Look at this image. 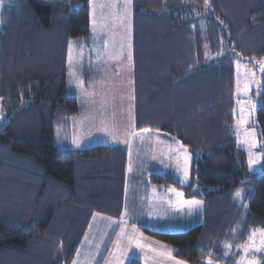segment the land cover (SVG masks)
<instances>
[{
  "label": "trees",
  "instance_id": "trees-1",
  "mask_svg": "<svg viewBox=\"0 0 264 264\" xmlns=\"http://www.w3.org/2000/svg\"><path fill=\"white\" fill-rule=\"evenodd\" d=\"M134 2L135 127L163 133L193 156L188 186L159 174L151 182L208 205L205 222L186 231L142 230L184 263L213 255L232 264L250 231L264 228V170L249 178L233 134L235 63L264 59V0ZM90 14L91 0H11L1 13L0 264H73L90 214L111 201L122 208L126 157L117 163L112 155L121 150L54 143L55 126L69 127L81 113L67 93L69 44L90 45ZM242 189L246 202L238 204Z\"/></svg>",
  "mask_w": 264,
  "mask_h": 264
},
{
  "label": "crops",
  "instance_id": "crops-1",
  "mask_svg": "<svg viewBox=\"0 0 264 264\" xmlns=\"http://www.w3.org/2000/svg\"><path fill=\"white\" fill-rule=\"evenodd\" d=\"M134 4V0H131V8H124L126 10V16L129 17V32L126 46L128 48L127 59L130 58L131 64L128 76L126 77L125 75V77H119L128 84L127 89L134 109V115L130 118L133 128L128 136L120 134L121 132L117 129L111 130V135L114 133V135H112L114 136L113 141H106L105 143L98 142L91 146L83 145L82 148L67 149L79 152L96 146H109L121 150L119 152H112V155H114L113 159L117 160V163L123 161L126 157V167H124L122 172V208L118 213L115 201H111L108 203V206L105 207L106 211L95 210L90 214V223L86 228L82 245L76 253L74 260L75 263L79 254L84 249V246L88 247V249L101 246L100 249H104L100 253L99 264H107L106 258L108 255L110 256V252H112L116 238L120 236V238L123 237L122 240L132 243L129 246H133V250L128 251L127 254H124V252L122 253V257L120 258L121 264H130L133 259L140 260L142 264H183L182 261L180 262V260L174 257V250L171 247L146 236L142 227L158 232H182L195 225L205 222L206 213L208 211V205L203 200L197 198H187L180 189L172 185L155 184L151 182V175L159 174L174 180L180 185L188 186L191 182L193 156L192 153L179 141L157 131H138L135 127ZM124 5H127V3L122 0L121 4H119V8ZM119 8L117 9L119 10ZM129 10L130 14L128 15ZM98 38L95 36V39L99 40ZM92 44L91 40L90 45L80 44L83 46V50L80 48L79 53H77L79 64L82 65L84 62L88 63L86 58H91L95 62L102 63L104 65L102 66L103 68L96 64H94V66L91 63L81 66L80 82L81 84H86L85 87L87 91L91 89L88 82L91 74L97 78V74H99L98 70L100 69L108 74V68H106V63L102 58L108 57L106 46L101 43H97V47L93 48ZM72 59L73 57L71 60ZM119 69L120 70L110 71V73H112V78L116 74H119L120 71L122 72L124 66H120ZM121 99H123V97H120V102ZM100 103L101 101L95 103V105ZM114 114L117 115L116 113ZM83 116L82 112L78 117L70 119L68 128L71 129L72 121H81ZM88 118L90 120H101L103 116L102 114L100 116L99 114L92 115L89 113ZM115 119L120 122V120H122V116H117ZM120 124L121 122L119 125ZM108 128L109 127H106V129ZM181 145L182 148L180 147ZM155 146H157V148ZM147 148H150V151H148ZM123 151L126 152V155L122 153ZM185 165L188 168V171H186V179L184 178L186 173L183 172ZM182 180L185 182L181 183L180 181ZM169 189H174L175 191L170 192ZM176 193H182L183 195L178 196ZM193 199L201 201V205L191 206L181 202L182 200L187 201ZM201 210L202 212L200 213ZM94 223H96L95 230L92 228ZM122 230L124 232L123 236L121 235ZM104 232L105 237L102 236L100 238L105 239L104 242L97 246L94 245L96 233ZM130 236L135 237V239L130 241ZM137 243H139L141 247H137ZM111 257L113 259L115 257L117 260L116 252L115 254L112 253ZM126 257H132L133 259L129 260L126 259ZM112 258H110V262H112Z\"/></svg>",
  "mask_w": 264,
  "mask_h": 264
},
{
  "label": "rangeland",
  "instance_id": "rangeland-1",
  "mask_svg": "<svg viewBox=\"0 0 264 264\" xmlns=\"http://www.w3.org/2000/svg\"><path fill=\"white\" fill-rule=\"evenodd\" d=\"M9 1L11 0H3V3L0 4V17ZM121 1L122 0H91V43H93V48L97 47V43L106 46L108 57L102 58L106 63V68H108V74L101 69L98 70L99 74H97V78L91 74L90 80L88 81L91 87L89 91L86 90V84H81L80 82L81 66L91 63L102 67L104 64L97 63L91 58H86L88 63L84 62L80 65L77 53H79L80 48H83L80 44H86V42L82 40L71 42V58L73 57V59L71 63L69 62L70 77L67 93L68 95L78 98L81 104V113L83 112L84 116L81 121H72L71 129L65 126V122L55 126L54 143L60 149H76L82 148L83 145L91 146L98 142L105 143L106 141H113L114 136L112 135H114V133L111 135V130L117 129L121 132L120 134L128 136L133 128L130 118L134 115V109L127 89L128 84L119 78L121 76L125 77V75L126 77L128 76L131 64L130 58L127 59L128 48L126 46L129 32V17L126 16V10L124 9L126 7L131 8V0H124L127 5L119 8ZM117 8H119V10ZM130 10L128 15L130 14ZM1 27L2 21L0 18V30ZM95 36L97 38L99 37L98 39L100 41L95 39ZM262 61H264V59ZM261 62L258 64V67H251L248 63L241 61L239 58L236 59L235 63L237 88L235 92L236 104L234 110L235 119L233 123V134L237 148L243 151L247 156L249 178L259 176L264 170V159H259V162L251 169L248 164L250 155L254 158L264 157V141L261 138V131L256 118L257 110L262 105L261 96L264 94V65H262ZM120 66H124V69L112 78V73H110V71L120 70ZM245 85H248L247 93L244 91ZM120 97H123L121 102ZM100 101V104L95 105V103ZM253 105L255 107H253ZM89 113L92 115L99 114L100 116L102 114L103 118L101 120H90L88 118ZM117 116H122L120 125L119 120L115 119ZM0 117H2L1 109ZM244 120H247L246 124L241 123ZM106 127L109 128L106 129ZM155 147L157 148V146ZM147 150L150 151V148H147ZM186 171H188V168L185 165L183 172L186 173ZM184 178L186 179V175H184ZM240 191L242 192V198H237L236 195H234L233 199L238 204H243L246 202V190L242 189ZM201 212L202 210L200 213ZM92 228L95 230L96 223L93 224ZM256 229L259 230L261 228ZM102 236L105 237V232L96 233L94 245L97 246L104 242L105 239H100ZM122 239L123 237L120 238V236L116 238L112 252H110V256L108 255L106 258L107 264H121L120 258L124 252L123 249L125 247L128 249L124 254L133 250V246H129L132 243ZM257 240H259V236H257ZM245 242L241 246H243ZM100 248L101 246L88 249V247L84 246L75 264H99L100 253L104 249ZM115 252L117 260L115 257L114 259L111 257L112 253L115 254ZM231 252L230 255L233 253ZM230 255L226 257L229 258L231 257ZM234 256V263L232 264H243V254L241 252L236 250ZM110 258H112V262H110ZM209 259H211L212 264H226L217 261L213 255L206 258V264ZM249 259H255L257 264H264V252L257 251L254 255L250 254Z\"/></svg>",
  "mask_w": 264,
  "mask_h": 264
},
{
  "label": "snow or ice",
  "instance_id": "snow-or-ice-1",
  "mask_svg": "<svg viewBox=\"0 0 264 264\" xmlns=\"http://www.w3.org/2000/svg\"><path fill=\"white\" fill-rule=\"evenodd\" d=\"M206 4H207V0H205ZM3 3V0H0V4ZM69 62L71 63V42L69 44ZM262 65H264V61L261 62ZM244 91L245 93L248 92V85H245V88H244ZM253 107H255L253 105ZM0 119H2V117H0ZM241 123H247V120H244L242 121ZM144 132H147L148 130L147 129H144L142 130ZM182 148V145L180 146ZM259 159H264V157H260V158H254L253 156L250 155L249 157V161H248V164H249V167L250 169L256 165L258 162H259ZM186 177H187V172H186ZM181 183H184L185 181H180ZM170 192H174L175 190L174 189H169ZM178 196H182L183 194L182 193H176ZM237 198H242V192L241 191H237V193L235 194ZM182 203L184 204H188V205H191V206H199L201 205V201L199 200H187V201H181ZM121 235L123 236L124 235V232L122 230L121 232ZM233 235H235V231L233 233ZM257 236H259V240H257ZM135 239V237L133 236H130L129 237V240H133ZM137 247H141V245L139 243H137ZM231 245L228 244V245H225V249H226V255H230V250H231ZM127 247H125L123 249L124 252H127ZM238 252H241L243 254V264H257L256 260L255 259H249V255L250 254H255V252L259 251V252H264V228L262 229H252L250 231V234H249V239L245 242V244L243 246H240L236 249ZM126 259H129V260H132L133 258L132 257H126ZM75 264V262H74ZM207 264H212L211 262V259H209L207 261Z\"/></svg>",
  "mask_w": 264,
  "mask_h": 264
}]
</instances>
